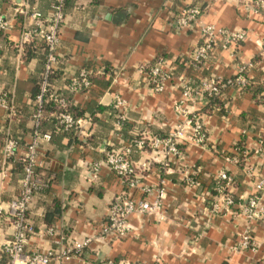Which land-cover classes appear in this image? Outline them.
<instances>
[{"label":"crops","instance_id":"crops-1","mask_svg":"<svg viewBox=\"0 0 264 264\" xmlns=\"http://www.w3.org/2000/svg\"><path fill=\"white\" fill-rule=\"evenodd\" d=\"M56 0H0V16L10 23L0 36V89L14 106L9 115L0 106V160L7 138L18 139L21 153L33 133V96L43 70L41 42L22 44V34L31 26L30 15H48ZM250 0H67L65 24L57 49L59 64L51 79L53 91L67 98L78 119H90L79 129L56 131L54 121L43 125L52 133L50 142L39 149L40 173L49 186L31 205L29 218L35 234L27 251L55 247L93 237L95 240L71 264H100L108 260L134 264H264V226L249 222L239 204L256 192L264 176V15L250 11ZM187 5L203 10L199 23L180 30L175 19ZM210 24L247 32V40L233 49L218 48L211 60L193 64L191 55L201 43L200 25ZM253 62L247 72L248 86L258 90L231 88L218 97L207 114V98L193 108L205 125L204 146L187 144L182 157L171 158L168 166L151 165L143 180L146 185L166 189V219L132 216L133 231L123 240L99 238L106 225L112 199L124 184L107 166L96 178L93 163L105 158L111 147H122L142 134L167 136L179 124L174 105L182 97L183 85H197L203 79L232 78L238 67ZM161 63L173 74L161 94L148 84L147 68ZM145 67V71H140ZM81 69L102 70L89 92L71 95L67 86ZM251 89V88H250ZM127 102V123L115 124L114 96ZM55 129V130H54ZM237 155L239 162L227 163ZM144 154H135L141 161ZM147 157V156H146ZM145 157V158H146ZM227 168L235 178L230 187L237 205L230 212H211L217 203L216 176ZM253 172L252 174H250ZM23 167L11 162L0 174V247L11 238L9 202L17 197ZM187 178L199 182L191 186ZM139 193H135L138 198ZM216 200V201H215ZM54 229L52 236L48 229ZM249 230L254 250L238 248L240 236ZM236 247V248H235ZM0 264L6 257L0 252Z\"/></svg>","mask_w":264,"mask_h":264},{"label":"built area","instance_id":"built-area-1","mask_svg":"<svg viewBox=\"0 0 264 264\" xmlns=\"http://www.w3.org/2000/svg\"><path fill=\"white\" fill-rule=\"evenodd\" d=\"M66 0H56L51 6L48 15L39 11L31 13V26L22 34L21 43L41 42L44 49V65L40 92L36 96L38 112L33 115V133L29 143L21 153V144L18 139L7 138L2 148L0 160V174L7 173L8 165L18 161L23 163V175L20 180V190L14 199L9 202L7 214L11 224L12 234L9 241L0 247V252L7 259L6 264H71L74 259H79L82 253L91 246L95 240L87 237L83 240H74L63 244L62 238L56 241L55 247H48L27 251L30 238L35 234L33 224L29 218L31 205L34 198L49 186L46 179L39 171V149L42 142H50L52 133L41 131L43 114L41 108L50 101L58 104L63 111L55 114L56 130L63 133L79 129L84 133V125L91 122L90 119L75 118L68 111L69 100L52 89V74L59 64L57 49L60 45V33L65 24ZM250 11L254 15H264V0H250ZM203 10L197 5L185 6L175 19V27L180 30L191 28L199 23ZM10 23L0 16V36L9 29ZM247 32L243 30H230L216 27L210 24L200 25L201 43L193 51L190 59L193 64H204L211 60L218 48L222 50L233 49L247 40ZM253 62L242 64L235 75L227 80L209 78L203 79L197 85H183L182 97L174 105V110L179 124L167 136L140 135L131 139L122 147L111 146L105 151V158L92 164L90 175L94 179L98 176L103 166L113 171L124 184V191L117 194L110 202L106 225L101 230L99 238L114 241L127 238L133 231L131 225L132 216L153 217L159 221L166 219L165 199L166 189L164 181L159 187L146 185L143 181L145 173L150 171L151 165L160 164L168 166L171 158L182 157L183 146L194 144L204 146L207 142L205 125L193 108L206 96L224 97L225 92L231 88L244 89L248 86L247 72L253 66ZM145 67H140L144 72ZM103 71L95 69H81L68 83L67 90L71 95L89 92L93 85L92 77L102 75ZM147 75L148 84L152 91L161 94L165 90V84L172 79L173 74L163 69L161 63L151 66ZM203 97V98H202ZM0 106L14 114V106L8 93L0 89ZM127 102L120 96H114L112 102L115 112V124L122 128L128 120ZM264 146V140L259 139L260 152ZM144 154L141 161H135L133 155ZM227 163L239 162L237 155L227 156ZM251 172L250 174H252ZM191 186L198 187L199 182L187 178ZM217 203L211 206V212H230L237 205L231 194L230 187L234 177L227 168H222L216 176ZM256 192L250 195L243 203L239 204L242 214L249 222H259L264 226V176L258 179L255 185ZM139 193V197L135 196ZM215 200V201H216ZM2 209L0 208V213ZM47 234L52 236L54 229H48ZM238 248L254 250L255 242L251 238V232L245 231L240 236ZM236 248V247H235ZM100 264H134L130 262H114L108 260Z\"/></svg>","mask_w":264,"mask_h":264},{"label":"trees","instance_id":"trees-1","mask_svg":"<svg viewBox=\"0 0 264 264\" xmlns=\"http://www.w3.org/2000/svg\"><path fill=\"white\" fill-rule=\"evenodd\" d=\"M67 1V0H66ZM147 71L148 69L150 68L149 67H146ZM146 71V72H147ZM42 73H43V70L41 72V74L39 75V78L38 80L36 81V87H35V91H34V96H33V113L31 115L30 118L33 119V115L35 113L38 112V106L36 105V96L39 94L40 92V87H41V83H42ZM56 75V72H54L52 74V78ZM96 76L92 77V80H94ZM251 88V89H250ZM248 90H252V92L254 93L255 96L258 95L259 91H261L260 89L256 90L254 88H252L251 86L247 87ZM207 100L209 101L208 105L205 107V113L211 111L212 109H214L215 107L219 106L220 107V102H219V99L218 97H215V96H206ZM41 111H42V114H43V119H42V125H41V131L43 132V125L45 123H48V122H53L54 121V118L51 117L52 114H58L60 112L63 111V109L56 103L50 101L48 103H45L44 106L41 108ZM68 111L70 113H72L74 115L75 118H79L78 115L75 113V108L73 107V105L70 103L68 105ZM206 113V114H207ZM53 124V123H52ZM55 130V129H54ZM57 130H55L56 132ZM23 167V163H20ZM6 262H7V259H6Z\"/></svg>","mask_w":264,"mask_h":264}]
</instances>
